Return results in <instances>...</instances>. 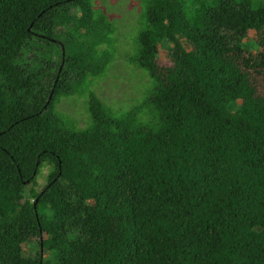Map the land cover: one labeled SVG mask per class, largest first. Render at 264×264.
I'll return each mask as SVG.
<instances>
[{"label": "trees", "instance_id": "trees-1", "mask_svg": "<svg viewBox=\"0 0 264 264\" xmlns=\"http://www.w3.org/2000/svg\"><path fill=\"white\" fill-rule=\"evenodd\" d=\"M139 1L152 90L122 115L90 92L78 130L58 103L105 72L113 24L93 0H0V264H264V0Z\"/></svg>", "mask_w": 264, "mask_h": 264}, {"label": "rangeland", "instance_id": "rangeland-1", "mask_svg": "<svg viewBox=\"0 0 264 264\" xmlns=\"http://www.w3.org/2000/svg\"><path fill=\"white\" fill-rule=\"evenodd\" d=\"M255 3L262 0H253ZM93 8L98 15H105L113 24L114 31L109 37V44L99 47L100 55L112 53V59L100 75H90L88 90L83 87L82 92L78 88V82L73 81V86L78 90L73 94L62 96L59 100L57 110L63 117L72 123L78 130L88 128L91 123V113L89 104V94L94 92L97 97L114 114H126L133 109L141 106L153 87V80L149 74L140 70L132 62L140 51V33L144 29L143 5L139 0H93ZM78 17L83 14L77 13ZM75 26L69 25L58 30L63 33V39H66ZM259 35L256 31H251L247 39L243 40V46L253 51L254 55L262 51L256 46ZM185 47L192 50V47L185 39H182ZM171 44L162 43L160 45V54L158 64L161 68L171 67ZM46 48V47H45ZM35 55H29V59ZM252 80L258 87L260 96H264V76L253 73ZM87 82H84V86ZM51 172V166L43 167L41 174L37 179L36 185H31L27 190V195L31 199V193L41 192L48 184V176ZM44 236L43 239H46ZM24 255L27 258H35L41 251L39 240H33L24 245ZM45 258H51V254L42 250Z\"/></svg>", "mask_w": 264, "mask_h": 264}]
</instances>
